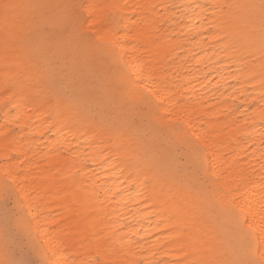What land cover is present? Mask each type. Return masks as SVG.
I'll return each mask as SVG.
<instances>
[{"label": "bare ground", "instance_id": "obj_1", "mask_svg": "<svg viewBox=\"0 0 264 264\" xmlns=\"http://www.w3.org/2000/svg\"><path fill=\"white\" fill-rule=\"evenodd\" d=\"M41 1L52 5L42 16L55 21L62 15L59 0ZM138 1L143 10L153 13V21L161 20L163 14L166 16L164 29L168 38L155 41L154 32L145 25L144 11H138L137 18L132 20L125 8L117 5L119 16L110 25L120 28V32H113V42L105 43L101 37L109 31L107 26L101 27L100 20L106 4L103 0H87L85 6H92L87 13H92V28L98 41L87 48L82 63L73 62V57L69 62L72 70L86 73V84L74 88L67 100L57 101V121L62 129L52 124L53 137L45 136L44 142L40 137L29 136L26 141L29 154L20 135L8 142L0 139L3 159L0 186L5 178L14 188L20 221L16 229L30 244L39 264H93L89 259L92 237L97 241L96 264H121L124 259L129 264L149 259L154 264H264V128L257 125L247 128L249 146L254 145L251 149L242 143L233 149L219 124L209 123L208 130L202 129L191 117L189 108L204 113L217 108L221 112L227 107L220 102L215 104V99L239 97L234 86H227L233 76L231 44L223 38L221 43L209 45L219 39L208 30L211 24L215 28L227 27L240 49L247 46L257 51V64L251 67H255V74L264 76L261 0H178V9L171 0ZM0 3L19 5L7 16L0 8L2 85L5 80L1 75L11 80L20 67H29L23 56L28 50L26 44L19 47L18 42L2 38L7 33L25 32L34 22L27 0H0ZM150 5L157 9L153 6L151 9ZM138 19L142 21L140 27L136 25ZM130 27L132 33L128 34ZM128 35L132 40L140 39L145 53L141 55L133 44L125 43ZM178 47L185 51L183 57ZM65 48L73 55L75 46L68 35L50 52H63ZM183 58L185 62L181 63ZM168 59L174 60L178 72H159ZM99 64L109 69L118 90L108 91L93 105L94 115L99 118L95 122L91 113L77 106L83 105L84 92L94 98L93 78L89 73L97 70ZM176 78L182 82L173 86ZM13 83L9 90L10 104L19 131L22 133L25 127L31 134L44 131L43 109L32 113L29 93L16 80ZM178 89L189 95L185 98L193 103L188 105L185 101L182 107L176 96ZM128 96L137 99L138 105L128 104ZM110 100L117 102L118 110L108 108ZM136 108L145 112L150 121H156L161 113L179 118L182 124L174 126L172 132L176 131L178 137L188 134L197 140L198 144L191 148L192 161L201 173L212 177L211 199L173 183L168 193H159L157 187L162 177L148 161L136 157L139 147L136 141L126 134H113L105 124L108 111L122 115ZM68 115L73 124L84 119L85 125L75 130L69 126ZM260 119L264 120V114H260ZM131 123L127 121L130 126ZM9 150L20 157L26 156L28 161L11 159ZM40 159H46L50 170L38 163ZM30 160L39 174L33 171ZM86 161L93 167H87ZM20 164L22 172L18 174L16 169ZM171 236L173 240L169 239ZM7 249L0 234V261L10 260ZM178 258L181 260L177 261Z\"/></svg>", "mask_w": 264, "mask_h": 264}, {"label": "rangeland", "instance_id": "obj_2", "mask_svg": "<svg viewBox=\"0 0 264 264\" xmlns=\"http://www.w3.org/2000/svg\"><path fill=\"white\" fill-rule=\"evenodd\" d=\"M27 1L31 9L33 22L35 21V18L52 9V5L49 2L41 0L36 2L34 0ZM177 1L178 0H171L178 9L180 7ZM59 2L63 8L64 5H85L87 0H59ZM97 2H99V0H97ZM103 2L106 4V11L100 20V25L107 26L109 32H120V28H113L110 25L112 19L119 16L120 10L119 7L116 6L120 5L125 8L127 16L132 20L137 18L138 11H144L145 16L147 17L145 25L147 29L154 32L155 41L168 38L169 35L167 30L164 29L168 21L164 19L166 17L164 14L160 18L161 20L155 22L151 19L153 13L151 14L150 12H147L146 9L143 10L142 6L138 5V0H103ZM35 5H44L45 7L35 8ZM152 6L153 9H157L155 5H150L151 9ZM168 8L170 9L172 6H169ZM64 11L65 9L63 8L62 14ZM84 15H89L87 10L84 11ZM136 25L140 27L142 21H139L138 19ZM29 27L31 28L27 29L25 32L7 33V35L2 38L4 41L11 40L18 42L19 47L20 45L23 47L26 44L29 51L27 50V52H23V56L27 58L29 67H20L18 71H15L16 75H14V79L11 80L5 78L4 75H1V78L4 79L5 82L0 85V139L3 142H8L15 135H20L21 139H24L27 154L30 153L29 144L26 143L29 136L34 138L40 137V140L44 142L46 137H53L52 124L56 123L62 129V124L57 121V101L60 99L67 100L72 95L74 88L81 87L83 83L86 84V73L79 72L76 69L77 64H74L76 70H72L69 62H71V58L73 57V62L78 60L82 63L84 58L86 59L87 55H84V53H86L87 48L89 46H94L96 44L95 40H97L95 35H91V33H95L91 21H85L83 28L77 30L90 33L89 37L82 43V45L78 46L75 40H71L68 33H64V38L68 35L69 39L75 46L73 55L66 52V48L63 52L55 50L47 55H41L36 46L37 31L35 23ZM218 27L215 28L212 24L208 26V30L211 31L213 35L216 34L217 37H219L217 41H211L208 44L211 45L215 42L221 43L223 38H227V41L231 44L232 54L234 55L231 58L233 63L231 65L233 76L228 79L227 86H234V89L238 91L239 97H221L215 99V104L220 102L222 106L225 105L227 107L221 112H218L217 108H215L212 113H204L192 110V107H189L191 110L190 115L195 118V120L199 122L200 127L205 130H208L209 123L219 124L221 131L227 138L229 145L233 146V149L241 143L245 146L248 145L251 149L254 145L249 146L247 135L245 133L247 128L256 125L264 128V120L260 119V114H264V76H258L255 74L253 71L255 67H251L252 65L257 64L259 58L258 52L247 46L240 49L237 42L230 35V30H228L227 27ZM214 28L215 30L212 32ZM132 29L133 27H130L128 34L132 33ZM57 30L58 29L56 28L48 29L49 32ZM125 43L133 44L141 55L145 53V45L139 38L132 40L130 35H128L125 39ZM234 45L237 46L236 49ZM182 49L183 48L180 47L177 48L180 57H183V52H185L182 51ZM167 61L168 63H166L164 67L163 65L166 61H164L160 67V73L178 72L180 70L178 67L175 69L174 60L168 59ZM180 62L184 63L185 58ZM236 62H238V65H236ZM99 65L100 67H98L97 70L89 73V77L93 78L92 86L95 90L94 98L91 99L88 96L89 92H84L83 105L77 106L79 109L91 113L95 122H98L99 118L94 115L95 109L93 105L98 103L108 91L113 92L118 90V86L109 69L101 64ZM250 69L252 70L247 72ZM177 72L173 73L172 76H175ZM25 74H29V76L26 77L24 76ZM12 80L13 82L16 80V83L20 84L21 87L29 93V106L31 107L30 109H32V113H35L39 109H43L45 120L43 125L44 131L31 134L27 131V127H25L22 133L19 131V123L17 119L14 118L15 110L10 104L11 99L9 90L12 88V84H14ZM166 81L169 80L166 78ZM180 82L182 81L176 78L172 81V85L178 86ZM121 90L122 87L119 86L120 94ZM176 96L182 107L185 101L188 105L193 103L190 99L185 98V96L189 95H186L185 92H182L179 89L177 90ZM126 100L128 104L132 105H138L139 103V101L132 96H128ZM78 108L74 110V114H77ZM108 108L110 110H118L117 102L110 100ZM144 110H146V108H144ZM3 112H5V115ZM117 113L118 114H112L108 111L104 116L105 124L111 128L113 134H126L125 136L136 141L139 146L136 152V157L148 161L152 165V169L162 177V182L157 187L159 193H168L169 186L173 183L178 188L185 189V191L196 192L203 197L205 196L207 199H211L214 186L213 179L209 174L201 173L192 161L193 152L191 148L192 145L198 144L197 140L188 134L185 136L180 135L178 137L176 136V134H178L176 131L172 132V130L175 129L174 126L182 124L177 116L172 115L171 113L170 115L161 113L156 121H150L147 114L138 108L132 113L127 111L122 115H120L119 112ZM68 118L71 123L69 126L73 127L75 130L78 128L80 130L85 125L84 119L83 121L75 120V124H73L72 117L68 115ZM127 121L132 122L131 126L127 124ZM133 121H135L134 124ZM69 126L67 127L68 129H70ZM247 152L248 151H246V153ZM9 157L18 162L20 160L24 162L28 161L26 156L20 157V155L13 150H9ZM2 161L3 159L0 156V162ZM30 162L33 171H35L36 174H39L40 172L38 168L34 167L35 163L33 160H30ZM38 163L42 165L44 169L48 168L50 170L46 159H40ZM86 166L93 167L89 161H86ZM16 171L18 174L22 172L21 164ZM3 179L1 181L2 185L0 186V234L8 245L7 251L9 258L11 261L26 262V264H39L38 257L32 251L30 244L27 242L22 232L16 229L18 223L6 222V215L12 217L14 221L18 219L19 207L15 203V193L12 184L5 178ZM146 185H149L148 178ZM5 193L8 194L7 199H5ZM202 211L206 213V209H202ZM169 239L173 240L174 237L171 236ZM90 245L91 249L89 253L91 257H89V259H91L93 264H96L98 261V255L95 251L97 245L95 238L92 237L90 239ZM78 247L82 250L81 243L78 244ZM176 260L180 261L181 259L178 258ZM137 261L141 260L137 259ZM154 263V260L149 259L142 260L139 264ZM121 264L129 263L124 259Z\"/></svg>", "mask_w": 264, "mask_h": 264}, {"label": "snow or ice", "instance_id": "obj_3", "mask_svg": "<svg viewBox=\"0 0 264 264\" xmlns=\"http://www.w3.org/2000/svg\"><path fill=\"white\" fill-rule=\"evenodd\" d=\"M19 5L12 3H0V8L3 9L5 16L9 13L14 12ZM35 8L45 7L44 5H35ZM92 6H86L83 4L76 5H64L63 8L65 11L62 15H60L55 21L51 20L45 16H38L35 18V28L37 31V49L39 54L47 55L50 53L51 48L55 47V45L64 39V33H68L71 40H75L78 46L82 45V43L89 37L90 33L87 31H77L78 29H82L85 21L92 20V13L88 16L84 15V11L90 9ZM261 14L264 17V0H261L260 4ZM55 27L58 29L57 31L49 32L48 29L50 27ZM103 27V25H101ZM91 35H95V33H91ZM114 33L107 32L101 37L105 43L113 42ZM8 198V194L5 193V199ZM243 211V209L241 210ZM7 223H20L19 219L15 221L12 217L6 215ZM255 231V229H253ZM0 264H26V262H18L11 260L0 261Z\"/></svg>", "mask_w": 264, "mask_h": 264}]
</instances>
